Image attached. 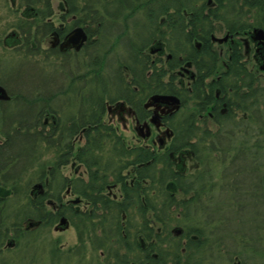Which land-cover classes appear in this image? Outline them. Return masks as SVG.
Here are the masks:
<instances>
[{
  "label": "flooded vegetation",
  "instance_id": "obj_1",
  "mask_svg": "<svg viewBox=\"0 0 264 264\" xmlns=\"http://www.w3.org/2000/svg\"><path fill=\"white\" fill-rule=\"evenodd\" d=\"M8 1L10 9L18 20L27 22L29 28L19 25L2 40L4 46L17 51H30L32 56L36 57L40 55L52 57L66 64L75 60L79 66L93 69V78L84 74L76 78H68L66 91L69 93L66 95L65 91H61V88L56 86L54 79H48L34 85L36 93L30 96L35 101L45 99L44 101L48 102L49 110L44 115L41 125L33 126L30 130L35 140L33 160L36 159L39 149L46 148L49 152L46 162L49 165L46 170L39 172L38 185L30 190L29 195L34 202L42 196L47 198L44 200L46 213H52L57 218L53 224L56 225L54 230L57 229L62 218L66 219L67 230L87 215H99L101 199H105V203L126 205L128 208V221H125L127 215L123 212L122 221L118 224H110L109 228L112 230H109L113 233L116 225L120 226V233L126 239V244H117L114 239L112 241L119 253L126 254L129 264H185L189 258L193 259L208 251L211 252L213 242L217 246L222 244L225 240L222 236L213 239V232L209 228L201 229L197 224L183 223L181 226L174 223L139 220V206L134 205V200H139L142 208H146L148 202L146 199L149 196H191L198 191L184 188H197L199 184H202V187H207L208 184L211 188L213 186L211 176L202 173L209 172V168H204V159H198L196 149L188 145L175 146L176 131L189 130L179 124L190 112L179 95L184 94L185 90L190 92L191 84L197 78L194 60L195 51H199L200 46L195 44L196 50L189 57L186 51L182 53V35L188 34L194 38L193 26L190 29H183L182 33L180 14L176 15L170 9L167 15L159 17L156 31L153 25L151 26L150 13L143 16L145 20L142 18V23H133L140 26L133 27L141 28L142 33L133 29L132 36L119 39L125 52L121 61L126 57L129 61L128 65L121 66V70L128 71V74L124 81H118L114 74L118 62L114 63L115 67L112 68V61H108L106 55L105 58L101 56L99 45L102 39L108 37L109 40L113 38L114 43L118 44V37L127 31L129 33L127 23L134 14L122 17L116 12L119 5H126L124 8L128 10L131 6L130 2L134 3V0ZM137 1H143L141 6L147 5L149 8L150 1L173 4L182 0ZM183 17L187 24L188 14L184 12ZM118 25L125 30L118 29ZM149 26L153 32L145 34L147 32H144V29ZM77 30L80 33L69 40ZM252 31L246 32L243 36L225 33L220 39L226 38V41L221 43L213 40L214 35L210 36L212 50L218 53L220 62L214 76L208 78L207 83L214 84L220 80L221 74L228 69L226 61L231 47L235 42H239L243 46L245 62L257 75V82L262 85L264 72L260 68L264 64V48L261 41L254 40ZM81 36L84 40L79 42ZM192 50L189 45L188 51L192 52ZM145 59L150 63H145ZM152 66L166 71L165 77L160 82L169 85L167 90L170 93L142 96L137 87H132L133 93L126 95L123 94L124 92L120 95L115 93V87L122 82L133 84V79H139L140 70ZM149 74L147 69L146 75ZM107 86L115 93L112 103L100 92ZM74 88H77L78 92L75 90V93H71ZM42 89H47L48 93L43 95L37 93ZM155 95L176 97L180 101L179 110L171 111L169 104L153 102L151 97ZM214 95L217 102L209 107L206 114L197 115L200 122H206V129L211 133L220 130L214 122L212 113L214 109L218 107L220 113H225V104H217L220 97L218 90ZM60 96L67 100L69 96H73V100L79 103L78 109L71 112L73 115L65 119L50 106V103ZM103 97L105 100L102 102ZM13 99L14 97H10L7 101L0 100V104L12 102ZM182 112L186 115L179 119ZM90 120L95 124L90 126ZM195 127L197 128L196 125L194 129ZM199 128V130L205 129L201 125ZM123 132L132 133L133 141L127 142ZM147 133L148 137H146ZM167 133L171 134L170 138ZM195 143V140L191 143L193 147ZM1 144L0 141V147ZM105 153L109 160L105 159L106 156L103 157ZM144 153H151L153 158L150 160L141 158L140 155ZM228 168L223 171L227 172ZM3 170V166H0V208H3L2 203L7 194L14 193L7 191L1 183L4 180ZM151 184L156 186V191L151 190ZM224 187L226 188V184ZM227 192L229 193L224 189L222 193L228 195ZM199 194L213 195L208 191H200ZM129 197L132 198L129 200ZM2 214L3 211H0V257L7 243L13 245L5 242ZM230 221L231 218L228 225H231ZM95 223L96 221L89 222L86 226L91 227ZM31 224V231L45 229L41 220H34ZM89 229L84 228V231ZM97 231L100 234L101 230ZM87 243L90 244V241ZM186 245L191 247L188 258L184 257L187 252Z\"/></svg>",
  "mask_w": 264,
  "mask_h": 264
},
{
  "label": "trees",
  "instance_id": "obj_2",
  "mask_svg": "<svg viewBox=\"0 0 264 264\" xmlns=\"http://www.w3.org/2000/svg\"><path fill=\"white\" fill-rule=\"evenodd\" d=\"M150 4L148 13L151 16L149 19L155 31L159 24V17L167 15L170 9L172 13L176 15L180 14L182 33L183 29H190L193 26L194 38L191 37L192 35H182V53L186 51L189 57L196 50L194 48L195 44L200 46V50L195 51L196 81L191 84L190 92L185 90L184 94L179 95L186 109L191 112H188L186 118L180 121L179 124L182 128L189 130L176 131L177 139L175 146L188 145L195 148L198 159H204L207 153V156H216L218 154L217 158L226 157L228 159L232 158L233 161L241 160L243 162L236 164L235 169L229 172L223 171L217 174L215 177L216 179H220L219 181L215 179V182H213L212 178V188L210 184L207 187H202V184H199L197 188H184L186 190L198 191L191 196L172 197L164 195L162 196L163 201H155L154 203L152 202V196H149L146 199V202L148 201L146 208H142L139 200H134V205L139 206V220L157 223L174 222L176 225H180L179 221L192 223V220H194L193 214L200 210L202 211L201 206L203 204L206 206L214 204L215 197L213 195L199 194L200 191L207 192L208 189L215 192L220 190L222 192V190L226 189L229 191V193L227 192L228 195H230L231 188L232 193H236L233 194V197L237 199L238 203L246 197V199H249L248 202L241 201L242 204L243 202L245 203L246 207H250L249 203H252V207L254 206L253 208L257 209L260 205L264 206V190L262 187L258 188L259 184L263 183L261 179L264 177V173L260 172L262 163L259 162L264 143H260L258 140L260 135H264V85L257 82V75L245 62L242 44L235 42L232 45L231 52L226 61L228 69L221 74L220 80L214 84L206 82L208 78L214 76L220 62L218 53L212 50L210 36H215L216 33L220 32L224 34L229 33L234 36H243V34L253 29H262L264 31V0H213L211 5H207L206 0L179 1L173 4H166L162 1H150ZM184 12L188 14L189 19H187V24H185L183 17ZM189 45L193 48L192 52L188 51ZM124 46L126 48L125 42ZM128 61V57L123 61H118L117 69L114 72L115 78L118 81H124L126 74H128V71L121 70V66L124 64L128 65ZM144 61L145 63H150L147 59ZM147 69L150 72L149 75H146ZM140 72L139 79H133V84L122 82L121 85L114 88L115 93L117 92L118 95L122 92H124V95L133 93L132 87H137L142 96L170 93L167 90L169 85L160 82L166 74V71L162 68H157L156 66L145 67ZM0 85L7 89L10 97H14L12 102L0 104V141L2 142L0 147V166L4 168V180L1 183L7 191L13 193L17 190L14 177L18 175V169L24 165L27 166L31 163V159H33L35 140L30 128L41 125V121L49 108L47 107L48 102L44 101L45 99L35 101L30 98L36 92L34 90L31 92L22 93L21 91H17L14 93L15 91L13 92L11 91L12 89H8L5 82L0 81ZM216 90H218L220 96L217 104H225V113H220V108L218 107L214 109L215 111L212 112L214 122L220 127V130L216 133H211L206 129V122H200L197 119V115L200 113L206 114L209 107L217 102L214 99ZM37 93L43 95L47 94L48 91L47 89H42V91H38ZM104 100L105 98L103 97L102 102ZM108 101L112 103L114 100L110 98ZM11 103H14L13 106L10 105ZM21 107L22 109L20 110ZM236 122H238L237 125ZM94 124V121L90 120L89 125L92 126ZM195 125L197 128L195 127L194 129ZM200 125L205 127V129L199 130ZM249 127L254 130L256 129L255 132H252L253 134L251 133L252 135H249ZM236 128L238 131H234ZM102 129L103 131L105 130L103 126ZM247 137L249 138L247 139ZM194 140L196 143L193 147L191 143ZM140 157L150 160L153 158V155L151 153H144ZM246 161H250L248 166ZM202 173L210 174L208 172ZM248 179V189H246L247 185L243 189L242 185L244 186V181H248ZM225 184L226 188L224 187ZM9 194H7L5 201L2 203L3 208H0V211H3L2 223H4L5 239L20 240L19 238L22 237L24 240L25 235L27 236L31 232L30 229L25 228L26 222L41 220L43 228H48L55 224L57 220L56 216L52 213H46L44 200L47 198L45 196L39 197L36 202L29 196L26 205H22L17 210L11 208L12 206L9 202L13 194ZM130 198L132 197L128 199L130 200ZM133 199L139 198L133 197ZM104 200L101 199V212L99 215H87L81 218L79 223L73 224L77 230L79 243L73 248L64 250L59 248L58 244L54 242L48 252L51 257H65L64 259L67 260L68 256L72 255L74 257L77 255L83 258L85 254L84 246L88 241H90L95 251L99 249L103 250L107 244L112 245L114 243L113 239L116 240L117 244H126V239L120 233V226L116 225L113 233H110L108 230L112 229L108 228L105 231V224L109 221L112 222L111 224L120 223L123 218V212L127 215L125 221H128V208L126 205H115L112 202L105 203ZM229 204L230 207L233 205L230 201L227 202V205ZM216 207L218 208V205ZM263 214L261 216H264ZM94 221H96L95 225L92 224L93 226L91 227L86 226V223ZM84 228L90 229L85 232ZM97 230H101L100 234ZM262 230H264V227ZM10 244H12V241ZM37 245L30 238L24 244L17 243V246L21 247L20 252L23 255L43 253V250ZM190 249V245H186L187 252L186 256H184L185 258H188ZM31 257L27 258V264H35L39 261V259ZM159 257L161 258V256ZM57 259L59 260L57 263L62 262L61 259ZM127 260L126 254H121L115 249V263L113 264H129ZM190 260V258L187 259L185 264H190ZM17 261H9V264H16ZM67 263L69 262L67 261Z\"/></svg>",
  "mask_w": 264,
  "mask_h": 264
},
{
  "label": "rangeland",
  "instance_id": "obj_3",
  "mask_svg": "<svg viewBox=\"0 0 264 264\" xmlns=\"http://www.w3.org/2000/svg\"><path fill=\"white\" fill-rule=\"evenodd\" d=\"M42 1V0H39ZM182 1H190V0H182ZM181 1V2H182ZM195 1V0H193ZM104 2V1H103ZM143 1L134 0L130 2V7L127 10L124 8L126 5H119L118 12L116 14H120L122 17H128L130 14H134L132 18L128 21V31L125 34H122L118 37V41L120 38H129V36L133 35V29L136 31L137 28H134L133 23H142V18L145 20L143 16H146L148 13V6L142 5ZM145 2V1H144ZM141 3V4H140ZM147 3V2H145ZM112 8L111 5H108ZM123 8V9H122ZM110 10V9H109ZM124 10V11H123ZM104 12V8L102 9ZM114 13V12H113ZM120 16V20H122ZM122 23V21H120ZM126 23V22H125ZM26 26L27 29L29 26L27 22L23 20H18L17 16L10 9V3L8 0H0V81L5 82L8 89H12L11 91H21L23 92H31L34 90V85L38 83H43L45 80L54 79L56 86L61 88V91H65V95L69 92L66 91L68 78H76L84 74V76L91 78L94 77L93 69L86 68L84 66H79L77 61H70V63H61V61H57L54 58L45 57V55H40V57L32 56L30 51L25 50H14L12 48H8L3 45L2 40L14 29H17L18 26ZM119 26V25H118ZM152 26V25H151ZM151 26L144 29L145 34H150L153 32L150 28ZM140 27V26H137ZM118 29L123 31L124 27L119 26ZM141 28L137 29L140 33H142ZM125 30V29H124ZM224 33H216L215 37L221 38ZM110 38V37H108ZM100 41L99 49L101 56L105 58L107 56L108 61H112V68L115 67L114 63L120 62L124 57L125 52L123 51V46H121L120 41L118 44L114 43V39H108ZM108 39V40H106ZM135 39V38H133ZM115 60V62H113ZM63 62V61H62ZM89 72V73H88ZM262 85H264V79L261 81ZM88 85V83H86ZM42 86V85H41ZM55 86V87H56ZM93 86V83H92ZM6 89V88H5ZM7 90V89H6ZM74 91L71 93H75L77 88L73 89ZM42 91V90H41ZM35 92V91H34ZM40 92V91H39ZM101 94H104L106 99L113 98L115 93L107 86L105 89H102ZM36 93V92H35ZM73 96H69V100L65 97H57L53 102L50 103L51 108L54 111L63 117L67 118L69 115H73L71 112L78 109V102L73 100ZM14 103L10 105L13 106ZM23 107V106H22ZM20 108V110L22 109ZM14 108V107H11ZM186 115L185 112H182L179 116V119ZM238 122H236L237 125ZM248 125V124H247ZM249 131V135H252V132H255L256 129H251ZM247 130V128H246ZM234 131H238L236 128ZM252 133V134H251ZM123 136L125 137L127 142L133 141L132 133L123 132ZM240 134V133H238ZM249 137H247L248 139ZM260 143H264V135H260L258 138ZM264 147V144H263ZM107 153L103 154V157L106 156ZM216 156H207V153L204 156V168H209L210 174L207 176H211L213 178V182H215L216 175L223 172V169L229 167L228 171L235 169L236 164H241V160L233 161L232 158H217ZM49 158V152L46 148H41L38 150L36 159H31V163L27 166L24 165L22 168L18 170V175L14 177L16 182L15 187L16 191L13 193V197H11L12 209L19 210L22 205H26L27 198L30 196L29 192L32 190L35 185H38V174L40 171L46 170L49 165L46 162ZM105 159L109 160L108 155ZM226 159V160H225ZM33 160V161H32ZM250 161H246L247 166ZM262 163L261 171L264 173V148L260 153V161ZM264 176V175H263ZM220 180V179H216ZM217 181V182H218ZM243 181V180H242ZM263 183L259 184V187H262L264 190V177L261 179ZM259 181V182H261ZM205 182V179H204ZM248 181H244L245 185H242V188L248 189ZM257 182V183H259ZM207 184V183H206ZM240 185V184H239ZM151 190L156 191V186L151 184ZM221 191V190H220ZM211 191L208 189V192H212L214 198V204L211 206H206L203 204L201 206L202 211L195 212L193 214L192 223L197 224L201 229L209 228L213 232V239H216L217 236L220 238L221 236L225 239L222 244L216 245L213 242L212 251H208L207 253H203L202 255L193 258L190 260V264H234L239 262V264H264V216H261L264 213V206L260 205L259 208H253L252 203L250 207H246L244 204L249 201V199H243L244 202L242 204L241 201L238 203L237 199L233 197L232 189L230 188V195L223 194L222 192ZM246 192V191H245ZM244 195H246L244 193ZM230 197V198H229ZM161 202L163 201L161 196H152V202ZM232 202L233 205H227V202ZM218 202V203H217ZM218 205V208L216 207ZM229 206V207H226ZM240 207H242L240 209ZM248 208V209H247ZM47 211H49L47 209ZM181 211V210H180ZM249 212V213H247ZM184 213V211H183ZM264 215V214H263ZM179 217V216H178ZM229 218H231V225H228ZM228 220V221H227ZM77 222V221H76ZM186 222V221H183ZM183 222L179 221L180 225L183 226ZM262 222V223H261ZM29 223L26 222L25 228H27ZM112 222H107L105 224L106 230L110 227L109 225ZM174 223V222H173ZM176 223V222H175ZM225 224V225H224ZM208 225V226H207ZM228 225V226H227ZM56 225L50 226L45 229H40L38 231H31L25 235L24 240L19 238L20 240L14 239H5V242H11L13 245H8L4 249L2 256L0 257V264H9V261L18 260L16 264H27V258L31 257L33 259H39V263L35 264H113L114 255H115V244H107V246L103 250H94L93 247L86 242L85 254L83 258L81 256H68L67 260L65 257H51L49 255V250L51 245L56 242L59 248L68 250L69 248H73L75 245L79 243V238L77 234V230L75 227H69L67 230L63 231H55L54 227ZM263 226V227H262ZM108 232H111L108 230ZM20 237V236H19ZM35 241L37 246L43 250V253H39L37 255H23L20 252L21 247L17 246V243L24 244V242ZM217 238V239H218ZM220 243V242H219ZM23 249V248H22ZM45 251V253H44ZM65 255V254H64ZM62 256V255H61ZM56 258L61 259L62 262ZM75 258V259H74ZM67 261L69 263H67Z\"/></svg>",
  "mask_w": 264,
  "mask_h": 264
},
{
  "label": "water",
  "instance_id": "obj_4",
  "mask_svg": "<svg viewBox=\"0 0 264 264\" xmlns=\"http://www.w3.org/2000/svg\"><path fill=\"white\" fill-rule=\"evenodd\" d=\"M212 1L213 0H207V5H211ZM79 33H80L79 30L75 31L69 37V40L74 35L79 34ZM252 34L254 35V40L261 41V45L264 48V31L262 29H253ZM83 40H84L83 36L79 37V42L83 41ZM213 40L218 42V43H221V42L226 41V38L220 39V38H215L213 36ZM260 69L264 72V64L262 65V67ZM9 99H10V97L8 96L7 91L5 90V88L0 86V100L7 101ZM151 100L153 102H155V103L169 104L171 106V111H177L180 108V101L174 96L155 95V96L151 97ZM152 122H153V120H152ZM166 135L168 136V138L171 137V134H169V133H167ZM148 136H149V134L147 133L146 137H148ZM31 226H32V224L29 223L28 228L31 227ZM66 228H67L66 219L62 218L60 220V223L58 224L57 229H55V231H58V230L59 231H63Z\"/></svg>",
  "mask_w": 264,
  "mask_h": 264
}]
</instances>
